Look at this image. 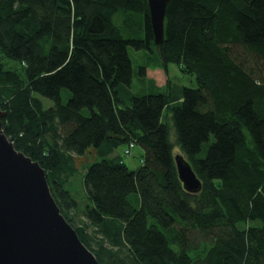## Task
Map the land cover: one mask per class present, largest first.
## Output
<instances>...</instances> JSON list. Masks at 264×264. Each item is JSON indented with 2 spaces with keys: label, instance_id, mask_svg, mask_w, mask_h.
<instances>
[{
  "label": "trees",
  "instance_id": "16d2710c",
  "mask_svg": "<svg viewBox=\"0 0 264 264\" xmlns=\"http://www.w3.org/2000/svg\"><path fill=\"white\" fill-rule=\"evenodd\" d=\"M166 8L156 45L148 0H0L3 131L45 169L61 213L100 264H264V0ZM118 11L141 15L145 37L125 38ZM153 44L164 67L176 64L198 86L168 80L162 92L133 94L128 47ZM131 142L145 149L136 170L111 157ZM175 146L201 178L200 193L184 189ZM90 148L101 158L85 172L79 216L68 186Z\"/></svg>",
  "mask_w": 264,
  "mask_h": 264
},
{
  "label": "water",
  "instance_id": "95a60500",
  "mask_svg": "<svg viewBox=\"0 0 264 264\" xmlns=\"http://www.w3.org/2000/svg\"><path fill=\"white\" fill-rule=\"evenodd\" d=\"M171 0H148L156 45L164 43ZM0 109V264H100L61 213L45 169L19 151L3 131ZM178 177L191 194L203 189L191 163L174 155Z\"/></svg>",
  "mask_w": 264,
  "mask_h": 264
},
{
  "label": "rangeland",
  "instance_id": "374dc122",
  "mask_svg": "<svg viewBox=\"0 0 264 264\" xmlns=\"http://www.w3.org/2000/svg\"><path fill=\"white\" fill-rule=\"evenodd\" d=\"M114 22H116L119 27L121 28V32H123L124 37H132V38H144L145 37V31H144V21L142 20L141 15L139 14H133L131 12H122L118 11L115 13ZM152 51L149 49H138L136 50L133 46L128 47V53H130L131 61L133 63L134 68V77L132 82V88L130 89L133 94H144V93H150V89H154L153 85L150 83L153 81H144L143 78H141L138 74L139 68L142 66L150 67L153 70L162 68L164 70L163 62H161V59L159 57V52L157 51L155 45H151ZM239 54L241 55L242 60H246L247 64L252 68L255 69L257 72H260V69L257 67V58H254L250 53L247 51L244 52V50H239ZM150 64V65H149ZM262 66V65H261ZM8 67L11 69L16 70L20 76L25 77V68H23L22 64L15 59H9L8 60ZM160 67V68H159ZM169 72L171 79L180 86H187V87H197L198 82H196V78L194 75L186 74L182 71H180L179 67L174 64L170 63L169 65ZM162 74L165 73L162 71ZM167 74V73H166ZM154 83V82H153ZM164 89V88H163ZM161 89V91H155V92H162L164 91ZM71 97V92L68 88L62 89L61 91V99L62 102L65 104ZM41 100L44 102L45 108L50 107L54 104V101L48 98L40 97ZM88 109H84V113L87 114ZM163 121L170 126H172V115L171 113L166 110L163 114ZM172 140L174 141L175 136V129L174 126H172L171 136ZM213 135L211 136L209 141L213 140ZM206 143L204 146V152L206 150ZM175 155L176 154H182V151L180 147L175 146ZM129 148V145L122 144L120 147L116 149V151L111 154V157L118 156L120 160H123L126 165L130 168V170H136L139 168L143 163L142 159L145 153V149H143L141 146L135 144L131 148V154L126 155L125 151ZM202 152V155L204 154ZM101 156L98 155V153L93 150L92 148L89 149V151L82 157L78 156L76 158L75 162L78 166V172L76 175L70 178L69 186L72 195L78 200L80 208L78 210V215H81V210L84 206H86L87 202V194L85 185L83 183L85 172L87 170V167H89L90 164L100 160ZM197 242L200 240L198 237ZM189 253H191L192 256H195L196 253H194L193 250H191Z\"/></svg>",
  "mask_w": 264,
  "mask_h": 264
},
{
  "label": "crops",
  "instance_id": "0c3cea01",
  "mask_svg": "<svg viewBox=\"0 0 264 264\" xmlns=\"http://www.w3.org/2000/svg\"><path fill=\"white\" fill-rule=\"evenodd\" d=\"M169 65L164 67V70L160 67H159L160 69H156V70H153L150 67H146V73H145L146 76L143 78L144 81H153L154 83L151 82L150 84L153 85L155 89L161 90L164 86H166L168 80L173 81V79H171V76H170ZM162 71L164 73L166 71L167 74L166 73L162 74L161 73ZM152 91L153 89H150L149 92H152Z\"/></svg>",
  "mask_w": 264,
  "mask_h": 264
},
{
  "label": "built area",
  "instance_id": "2783aa9c",
  "mask_svg": "<svg viewBox=\"0 0 264 264\" xmlns=\"http://www.w3.org/2000/svg\"><path fill=\"white\" fill-rule=\"evenodd\" d=\"M135 145L134 142H131V144H129V148L125 151L126 155H130L131 154V148Z\"/></svg>",
  "mask_w": 264,
  "mask_h": 264
}]
</instances>
